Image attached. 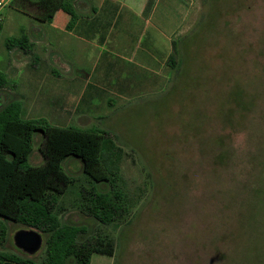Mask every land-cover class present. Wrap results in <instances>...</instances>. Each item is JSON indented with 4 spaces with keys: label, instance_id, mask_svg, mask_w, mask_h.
<instances>
[{
    "label": "rangeland",
    "instance_id": "1",
    "mask_svg": "<svg viewBox=\"0 0 264 264\" xmlns=\"http://www.w3.org/2000/svg\"><path fill=\"white\" fill-rule=\"evenodd\" d=\"M12 1L2 8L0 71L9 85L0 91V107L15 100L24 119L103 129L123 152L131 211L117 228L101 227L115 240L114 257L93 254L90 264H264V0H120L137 15L134 26H156L166 57L156 94L116 99L104 122L65 114L42 79L27 83L31 70L46 68L59 80L89 73L68 45L47 59L36 58L33 44L29 54L8 50L7 38L31 39L38 27L60 32L69 19L57 11L51 23L38 21L31 6ZM40 138L32 166L43 162ZM63 169L82 181L79 159L66 158ZM76 195L62 196L57 212L62 223L86 229L84 238L99 226ZM4 224L0 253L39 262L44 241L34 255L23 254L13 236L28 228Z\"/></svg>",
    "mask_w": 264,
    "mask_h": 264
},
{
    "label": "trees",
    "instance_id": "2",
    "mask_svg": "<svg viewBox=\"0 0 264 264\" xmlns=\"http://www.w3.org/2000/svg\"><path fill=\"white\" fill-rule=\"evenodd\" d=\"M21 1L42 22L51 23L56 12L63 11L69 16L64 28L70 31L81 19L76 0ZM32 44L25 34L5 40L8 50L17 47L24 54H29ZM8 85L7 75L0 71V91ZM21 114L15 100L0 107V244L6 237L4 223L10 222L40 233L44 256L35 262L0 253V264H90L93 254L114 257L115 240L101 227L117 228L131 211L121 171L122 150L103 129L54 126L43 118L24 119ZM37 134L43 162L32 166L28 161ZM68 157L82 162L81 182L63 169ZM71 190L77 192L81 211L99 226L84 238L86 229L62 223L58 217V201Z\"/></svg>",
    "mask_w": 264,
    "mask_h": 264
},
{
    "label": "crops",
    "instance_id": "3",
    "mask_svg": "<svg viewBox=\"0 0 264 264\" xmlns=\"http://www.w3.org/2000/svg\"><path fill=\"white\" fill-rule=\"evenodd\" d=\"M91 1L92 4L89 0V4L80 5L81 19L73 31L60 28L58 32L56 27L43 31L38 27L35 36L31 39L28 37L37 53L36 58L38 53L44 59L54 53L60 54L64 52L62 48L65 45L69 50L73 48V52L75 48L76 63L88 71L87 77L52 79L50 70L44 68L41 71H28L27 83H36L37 86L46 83L49 97L65 114L77 115L80 120L104 122L111 115L113 110L110 108L114 107L116 99L130 102L144 96L145 91L156 94L166 56L158 51L156 26H134L132 16L137 15L122 1ZM7 7H11L10 4ZM2 19L1 9L0 32ZM52 44L55 46L47 49ZM171 49L172 40L168 38V54ZM61 66L66 68L64 63Z\"/></svg>",
    "mask_w": 264,
    "mask_h": 264
},
{
    "label": "water",
    "instance_id": "4",
    "mask_svg": "<svg viewBox=\"0 0 264 264\" xmlns=\"http://www.w3.org/2000/svg\"><path fill=\"white\" fill-rule=\"evenodd\" d=\"M13 243L18 250L31 256L42 248L43 237L35 230L21 229L14 234Z\"/></svg>",
    "mask_w": 264,
    "mask_h": 264
},
{
    "label": "built area",
    "instance_id": "5",
    "mask_svg": "<svg viewBox=\"0 0 264 264\" xmlns=\"http://www.w3.org/2000/svg\"><path fill=\"white\" fill-rule=\"evenodd\" d=\"M11 0H0V10L5 7Z\"/></svg>",
    "mask_w": 264,
    "mask_h": 264
}]
</instances>
